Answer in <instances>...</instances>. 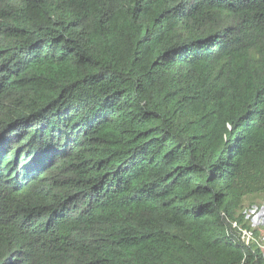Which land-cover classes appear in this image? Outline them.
<instances>
[{
	"label": "trees",
	"instance_id": "obj_1",
	"mask_svg": "<svg viewBox=\"0 0 264 264\" xmlns=\"http://www.w3.org/2000/svg\"><path fill=\"white\" fill-rule=\"evenodd\" d=\"M264 0H0V264H264Z\"/></svg>",
	"mask_w": 264,
	"mask_h": 264
},
{
	"label": "built area",
	"instance_id": "obj_2",
	"mask_svg": "<svg viewBox=\"0 0 264 264\" xmlns=\"http://www.w3.org/2000/svg\"><path fill=\"white\" fill-rule=\"evenodd\" d=\"M242 214L248 224V229L240 230L244 238L256 244L261 250L264 260V202L253 204L243 209ZM262 230V235H259Z\"/></svg>",
	"mask_w": 264,
	"mask_h": 264
},
{
	"label": "rangeland",
	"instance_id": "obj_3",
	"mask_svg": "<svg viewBox=\"0 0 264 264\" xmlns=\"http://www.w3.org/2000/svg\"><path fill=\"white\" fill-rule=\"evenodd\" d=\"M261 203H263V202H258V203H255V204L260 205ZM247 206H249V205H247ZM259 235H260V236L262 235V230H260Z\"/></svg>",
	"mask_w": 264,
	"mask_h": 264
}]
</instances>
